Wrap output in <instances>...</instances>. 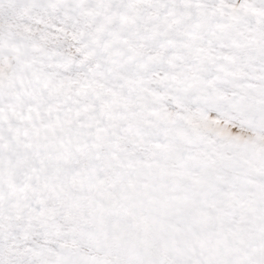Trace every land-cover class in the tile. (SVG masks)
<instances>
[{"label": "snow or ice", "instance_id": "6c2138e0", "mask_svg": "<svg viewBox=\"0 0 264 264\" xmlns=\"http://www.w3.org/2000/svg\"><path fill=\"white\" fill-rule=\"evenodd\" d=\"M0 264H264V0H0Z\"/></svg>", "mask_w": 264, "mask_h": 264}]
</instances>
